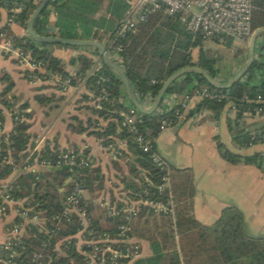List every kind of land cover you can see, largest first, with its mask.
Masks as SVG:
<instances>
[{
	"label": "trees",
	"instance_id": "obj_1",
	"mask_svg": "<svg viewBox=\"0 0 264 264\" xmlns=\"http://www.w3.org/2000/svg\"><path fill=\"white\" fill-rule=\"evenodd\" d=\"M39 2L40 0H0V10L5 15L4 22L0 24V34L15 47L27 53L32 62H39L46 72L57 73L62 78L70 77L64 63L52 55L50 47L58 46L73 50H83L88 47L37 43L26 33L15 36L9 28V24L14 23L25 30L28 17ZM128 2L129 0H49L34 19L33 32L39 38L91 40L103 45L111 61L123 72L133 96L140 105L147 99H154L162 83L172 73L185 67H198L217 83H224L232 77V74L225 73L224 66L217 65V59L211 56L208 49L203 48L205 40L185 30L184 22L178 15L168 16L160 12L151 14L147 21L137 25L133 32L115 37L119 21L128 8ZM250 2L253 7L251 11L253 31L264 27V0H250ZM262 36L264 35L255 40L252 63L230 87L212 88L197 73H185L167 88L155 111L148 115L140 114L130 106L123 95L121 81L103 65L95 49L91 50V56L78 54L69 60V64L75 67L71 78L83 80L79 101L85 103L83 108L90 116L85 122H81L76 116L70 117L71 123L67 128L77 134L86 132L87 135L94 136L100 140L103 147L112 144L115 139H126V147L120 150L117 158L125 161L131 180L121 179L122 190L129 196L146 191V198H154L155 186L160 183V174L150 164L146 155L136 147L132 136L124 129L118 130V123L132 109L140 118V123L136 124L138 130L152 139L158 134V126L162 120L175 121L173 113L178 107L166 106L165 100L168 96L190 94L197 88L206 87L222 95L223 99L219 102L198 100L194 110L206 109L216 117L223 107L228 106V109L233 111L232 119H227L232 144L238 149H246L251 145L264 143ZM231 41L232 39H226L217 44L229 47ZM193 49H197L195 61L191 58ZM93 56L97 58V62L92 59ZM245 56L246 54L244 55L246 59ZM90 70L92 72L87 74ZM33 73L42 77L35 71ZM99 74L107 80L96 84ZM0 80L4 83L0 90V122L3 121V110L13 107L16 108L17 117L24 118V121H18L12 126L6 135V142L0 136L1 180L11 176L14 170L22 168L33 158H37V155L38 159H47L49 150L57 145L53 139H46L47 145H42L36 153H28L26 131L31 115L27 112L28 104L21 101L20 96L10 93L13 84L6 75ZM101 88L102 92H100ZM33 99L40 106L61 100L54 95H36ZM96 103H98L97 107ZM245 115L260 118L263 122L259 125H246L243 121ZM72 152L78 154L76 149ZM79 153L86 157L85 152ZM219 154L231 164L243 161L240 154L232 153L221 146H219ZM254 159L256 166L264 172V157L255 154ZM21 172L23 171L15 174L6 183L10 188L7 195L11 199L26 198L30 206L43 215L44 226L48 229L54 222L52 216L60 212L61 200L70 188V183L64 185L67 179L73 174H82V186L88 192L100 190L102 184L99 168L93 164L81 170L73 168L69 171L52 166L42 171ZM180 173L181 175L172 173L170 176L173 191L177 195V201L180 202L175 209L174 223H171L168 217L151 216L141 209L137 215L138 220L133 226L131 225V234L147 244L150 255L136 259L130 264H264V239L251 236L244 231L241 214L236 209L223 208L209 227L201 226L187 214L182 203L190 195V185L184 172ZM85 210L87 213V209ZM69 220V222L62 221L56 236L49 238L44 231L28 226L26 236L23 237L27 250L16 258L17 264H26L27 255L32 250L40 251L44 255L43 264H81V250L89 249L75 247V240L72 237L80 228L74 216ZM121 222V215L111 216L103 222L101 218L96 217L90 221L88 229H92L95 235L104 234L109 239H117V227ZM174 233L177 235L176 238ZM66 237L70 238L66 239ZM111 246L124 249L122 244L115 243ZM128 262L125 261V264Z\"/></svg>",
	"mask_w": 264,
	"mask_h": 264
},
{
	"label": "crops",
	"instance_id": "obj_2",
	"mask_svg": "<svg viewBox=\"0 0 264 264\" xmlns=\"http://www.w3.org/2000/svg\"><path fill=\"white\" fill-rule=\"evenodd\" d=\"M0 14V24H2L5 15L1 10ZM9 28L15 36H22L26 33L14 23H11ZM261 39L264 40V36ZM217 42L205 40L203 48L209 49ZM91 50L93 49L73 50L53 47L51 53L59 58L64 63L65 70L72 74L75 67L69 64V60L78 54L91 56ZM237 50L239 51L238 55L232 58L233 64H227L224 68L225 73L232 74V76L245 61L246 48ZM191 58L193 61L196 60L197 49L191 51ZM92 59L97 62L96 57L93 56ZM4 75L13 84L10 93L20 96L21 101L28 104L27 112L31 114L28 119L29 127L26 131L29 154L39 150L42 146L41 137L43 136L45 140L53 139L56 145L61 148L71 151L76 149L78 153L85 152L92 164L99 168L101 189L86 191L83 194L84 208L88 211L87 215L90 221L99 217L103 222L109 218V207L114 204L116 207H121L122 202L133 198L132 194L129 196L122 190L121 179L131 180V177L128 175L125 161L117 158L119 154L113 155L109 150L99 147L98 140L94 136L87 135L86 132L77 134L67 128V125L71 123L70 117L76 116L81 122H85L90 116L89 112L83 108L85 103L79 101L82 87L71 88L65 94H60L46 82L27 79L25 68L20 66L15 59L0 57V78ZM1 83L0 80V90L4 86ZM36 95H54L55 98L60 97L61 100L40 106L33 99ZM123 95H125L124 91ZM181 95L171 94L168 96L165 100L166 106L175 105ZM152 101L153 99H147L141 106L148 108ZM197 103L198 100L195 99L189 101L183 112V118L170 129L159 132L153 140L155 151L168 166V192L173 202L171 223L175 221V209L180 202L177 201V195L173 191L170 176L172 173L181 175L180 172H184L189 181L190 195L182 203L183 209L194 221L201 226L209 227L218 218L223 208L232 207L241 214L244 231L251 236L264 239V172L256 166L254 159L255 154H264V143L254 144L246 149H238L232 144L227 128V119H232L233 111L225 106L214 117L213 113L206 109L194 110ZM80 112L83 113L80 114ZM85 113L86 116H84ZM243 121L246 125H259L263 122L260 118L247 115L243 116ZM2 125L5 133L11 130V118L4 110ZM219 146L232 153L240 154L243 161L236 164L226 162L220 157ZM30 171H42V169L35 167ZM11 178L12 176L9 175L7 178L1 179L0 188ZM147 181L145 180V182ZM15 207V205L8 204L6 210L0 214V244L4 240L6 230L17 221ZM100 211L101 213H98ZM137 220L138 216L133 219L132 226ZM174 235L176 238V233ZM130 236L129 244L137 245L138 248L137 257L127 264L150 255L149 248L143 240L132 234ZM74 238L78 242L76 234Z\"/></svg>",
	"mask_w": 264,
	"mask_h": 264
},
{
	"label": "built area",
	"instance_id": "obj_3",
	"mask_svg": "<svg viewBox=\"0 0 264 264\" xmlns=\"http://www.w3.org/2000/svg\"><path fill=\"white\" fill-rule=\"evenodd\" d=\"M253 7L250 0H129L128 8L119 21L115 37H120L127 32H133L135 27L147 21L151 14L162 13L168 16L178 15L184 22L185 30L202 40L223 41L226 39H237L247 42L252 34L251 29V11ZM10 25V24H9ZM0 57L13 58L20 66L25 68L27 77L32 81H42L53 86L60 94H65L69 89H77L83 86V80H73L70 77L62 78L57 73H48L39 62H32L29 55L19 48L15 47L11 41L0 34ZM98 68V66L96 67ZM42 75L38 77L33 72ZM92 71H88L90 74ZM107 79L99 74L96 84L103 83ZM103 89H100L102 92ZM213 100L219 102L223 99L206 87H200L193 90L190 94H182L174 106L173 121L162 120L158 126V133L170 129L183 118V112L191 100ZM259 98L257 97V100ZM99 99L97 98V101ZM98 106V103L95 105ZM169 106L168 108H170ZM11 118V128L18 121H24V118L17 117L16 108L5 110ZM140 123L139 116L134 110H129L122 120L118 123V130L124 129L132 136V141L136 147L146 155L150 164L159 172L160 183L155 186L156 192L154 198H146V191L133 196L132 199L122 202L121 207L115 204L109 207L108 216L121 215L122 222L117 227V239H109L106 235H95L90 226V219L86 213L83 203V194L86 190L83 188L82 174L72 175L69 178L70 188L61 200L60 212L52 216V226L50 229L44 226V217L29 204L26 198L11 199L7 192L9 187L4 184L0 188V214H2L8 204L15 205L17 221L5 232V237L0 244V264H17L16 258L27 250L23 243V237L26 236L28 226L38 228V231H44L46 236H56L60 229L62 221L69 222L71 216L76 218L79 228L76 235L78 242L75 241L76 248H86L88 251H82L81 264H125V261H131L137 257V245L129 244L131 240V225L133 219L138 215L141 209L146 214L163 215L173 220V202L168 192L169 176L166 162L157 154L153 146L154 138H148L142 134L136 124ZM10 132V131H9ZM3 131L2 122H0V136L4 142L7 141V135ZM43 139V140H42ZM41 144L47 145L44 137H41ZM99 147L109 150L113 155H118L121 148L126 147V139H115L107 147H103L98 140ZM47 154V159L33 158L22 168L13 171V177L18 171H27L35 167L48 169L50 167L67 166V170L73 168L84 169L91 166L89 157L82 156L80 153L74 154L71 150H66L59 146L53 147ZM33 151L32 153H36ZM264 157V154H261ZM151 185L149 181L146 182ZM143 195V197H142ZM70 237H66L69 239ZM74 240V235L72 237ZM122 244L123 247H112V244ZM44 255L40 251L32 250L27 255L26 264H43Z\"/></svg>",
	"mask_w": 264,
	"mask_h": 264
},
{
	"label": "water",
	"instance_id": "obj_4",
	"mask_svg": "<svg viewBox=\"0 0 264 264\" xmlns=\"http://www.w3.org/2000/svg\"><path fill=\"white\" fill-rule=\"evenodd\" d=\"M49 0H40L36 8L31 12V14L28 17V20L26 22L25 32L26 35L34 42L37 43H44V44H58V45H64V46H80V47H88L95 49L97 52V56L100 58L103 65L113 74H115L119 80L121 81L123 91L125 94V97L130 104V106L136 110L140 114L148 115L155 111L158 104L160 103L164 93L166 92L167 88L178 78H180L183 74L193 72L197 73L206 83L212 88L216 89H226L230 87L234 82H236L241 75L245 72V70L248 69L250 64L253 61L254 57V43L255 40L261 36L264 35V27L256 28L253 30L248 43L246 47V59L243 63V65L239 68V70L226 82L224 83H217L213 81L209 75L202 69L198 67H185L182 69H179L172 73L161 85L159 88L156 96L154 97L151 105L148 108H143L135 99L133 96V93L130 89L129 83L127 79L125 78L123 72L121 69L116 66L111 59L109 58L107 54V50L100 45L97 42L91 41V40H83V41H75V40H62L59 38H39L35 35L33 32V21L38 16V14L41 12V10L45 7ZM63 169H67V166H63ZM69 182V179H67L64 182V185H66Z\"/></svg>",
	"mask_w": 264,
	"mask_h": 264
},
{
	"label": "rangeland",
	"instance_id": "obj_5",
	"mask_svg": "<svg viewBox=\"0 0 264 264\" xmlns=\"http://www.w3.org/2000/svg\"><path fill=\"white\" fill-rule=\"evenodd\" d=\"M210 47L208 49V51L210 52L211 56L216 58L218 63L217 65L219 67H223L225 68L230 64H233V57L238 55V50L237 49H242L245 50L246 46H247V42H242L240 40L237 39H232L230 46L229 47H225L224 44H216ZM53 47H57V48H61L58 46H51L50 50L52 51ZM244 47V48H243ZM1 85H4V83L2 82ZM83 112H80V114H82ZM86 116V113L85 115Z\"/></svg>",
	"mask_w": 264,
	"mask_h": 264
}]
</instances>
